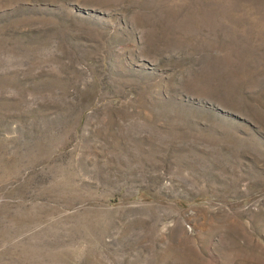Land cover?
<instances>
[{
    "label": "rangeland",
    "instance_id": "rangeland-1",
    "mask_svg": "<svg viewBox=\"0 0 264 264\" xmlns=\"http://www.w3.org/2000/svg\"><path fill=\"white\" fill-rule=\"evenodd\" d=\"M0 264H264V0H0Z\"/></svg>",
    "mask_w": 264,
    "mask_h": 264
}]
</instances>
